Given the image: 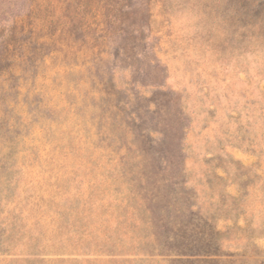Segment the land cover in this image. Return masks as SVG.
I'll return each mask as SVG.
<instances>
[{
    "label": "rangeland",
    "instance_id": "374dc122",
    "mask_svg": "<svg viewBox=\"0 0 264 264\" xmlns=\"http://www.w3.org/2000/svg\"><path fill=\"white\" fill-rule=\"evenodd\" d=\"M0 264H264V0H0Z\"/></svg>",
    "mask_w": 264,
    "mask_h": 264
},
{
    "label": "trees",
    "instance_id": "16d2710c",
    "mask_svg": "<svg viewBox=\"0 0 264 264\" xmlns=\"http://www.w3.org/2000/svg\"><path fill=\"white\" fill-rule=\"evenodd\" d=\"M208 247L211 249L217 250L218 246L216 244H213V245H208Z\"/></svg>",
    "mask_w": 264,
    "mask_h": 264
}]
</instances>
